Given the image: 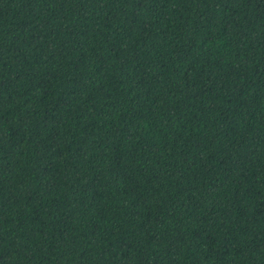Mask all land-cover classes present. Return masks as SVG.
Wrapping results in <instances>:
<instances>
[{
  "label": "trees",
  "instance_id": "trees-1",
  "mask_svg": "<svg viewBox=\"0 0 264 264\" xmlns=\"http://www.w3.org/2000/svg\"><path fill=\"white\" fill-rule=\"evenodd\" d=\"M0 264H264V0H0Z\"/></svg>",
  "mask_w": 264,
  "mask_h": 264
}]
</instances>
